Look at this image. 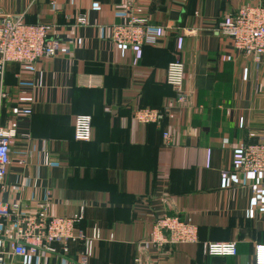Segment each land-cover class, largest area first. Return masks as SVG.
Segmentation results:
<instances>
[{"label": "crops", "instance_id": "obj_1", "mask_svg": "<svg viewBox=\"0 0 264 264\" xmlns=\"http://www.w3.org/2000/svg\"><path fill=\"white\" fill-rule=\"evenodd\" d=\"M259 4L264 0H0V23L10 15L54 25L61 44L56 56L10 63L0 76V119L17 131L0 199L26 213L47 206L52 216L84 207L80 239L66 254L18 255L0 232V264H84L83 239L95 227L101 235L85 264H254L256 245L264 244V174L241 171L237 153L240 143L264 141V61L236 50L218 28L241 7ZM136 9L162 28L156 44L112 40L113 25ZM175 60L185 65L187 105L166 82ZM141 107L171 115L139 123ZM77 115H91V140L74 138ZM165 214L196 224L199 241L149 246L152 224ZM230 241L235 256L203 248Z\"/></svg>", "mask_w": 264, "mask_h": 264}, {"label": "built area", "instance_id": "obj_2", "mask_svg": "<svg viewBox=\"0 0 264 264\" xmlns=\"http://www.w3.org/2000/svg\"><path fill=\"white\" fill-rule=\"evenodd\" d=\"M140 9L128 12L127 18L113 25L112 40L123 46L154 45L162 37V28L152 25L142 17ZM78 23L85 24L83 15ZM218 31L229 37L236 50L264 61V5H246L219 24ZM60 39L54 35V25L48 23H28L24 16H5L0 23V76L10 63H34L46 57H54L60 51ZM185 65L181 60L169 63L166 82L176 92L175 100L180 105L190 103V94L185 90ZM87 85H94L91 77ZM164 115H171L160 109L138 108L134 118L143 124L156 123ZM91 115H77L74 120V138L89 141L92 138ZM17 131L7 127L0 119V184L7 174L11 162L10 148ZM169 138L170 133L165 132ZM249 138H256L250 133ZM237 166L241 171L259 176L264 174V141L240 143L237 153ZM34 212L26 213L18 203L0 199V232L10 238L13 251L22 256L34 255L39 251L45 254H66L68 243L80 239L78 224L84 218V207L71 216H52L47 206L37 204ZM101 232L95 227L90 237L84 238V253L81 262L86 263L94 251V244ZM113 238V235L110 236ZM62 241L65 247L57 250L55 243ZM199 241V229L190 220L177 216L163 215L152 224L147 244L154 249L192 244ZM204 251L210 256H235L238 254L236 242H204ZM254 264H264V244L256 245Z\"/></svg>", "mask_w": 264, "mask_h": 264}]
</instances>
